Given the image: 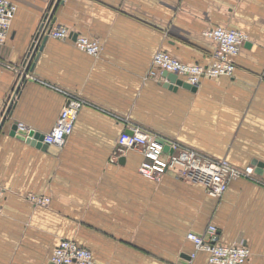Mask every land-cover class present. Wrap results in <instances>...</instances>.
I'll use <instances>...</instances> for the list:
<instances>
[{
	"label": "crops",
	"instance_id": "1",
	"mask_svg": "<svg viewBox=\"0 0 264 264\" xmlns=\"http://www.w3.org/2000/svg\"><path fill=\"white\" fill-rule=\"evenodd\" d=\"M11 1L0 45V122L11 111L0 131V264H54L61 239L89 248L94 264H211L204 251L191 257L187 237L210 224L223 242L249 246L244 264H264V0ZM50 18L71 38H45ZM215 26L248 34L232 76L203 77L192 91L152 73L159 50L210 63L217 42L205 31ZM78 34L98 40L99 55L79 49ZM71 96L85 101L63 146L10 134L14 122L45 134ZM132 125L254 173L219 198L171 170L148 179L141 151L118 144Z\"/></svg>",
	"mask_w": 264,
	"mask_h": 264
},
{
	"label": "built area",
	"instance_id": "2",
	"mask_svg": "<svg viewBox=\"0 0 264 264\" xmlns=\"http://www.w3.org/2000/svg\"><path fill=\"white\" fill-rule=\"evenodd\" d=\"M16 11L17 5L13 1L0 0V45L7 40ZM45 34L59 39L71 38V30L66 26L50 25ZM205 34L217 42L210 63L184 62L166 51L159 50L153 56L152 73L155 75L157 71L166 70L194 85H198L203 77L232 76L237 66L236 57L247 41L248 34L243 30L225 26L211 27ZM73 43L94 56L99 55L102 49L98 40L84 34H78ZM84 101L81 97L69 98L56 124L45 133L44 143L56 146L65 144L74 130ZM118 144L126 149L137 148L141 151L143 160L138 170L144 177L159 181L164 173L171 170L181 179L202 184L213 197H222L232 179L254 173L253 166L237 167L225 157H215L197 148L182 145L140 125H132L129 130L123 131L118 138ZM166 146L170 149L165 150ZM3 196L4 189L0 185V203ZM30 199L39 204L50 201L49 197L37 194L30 195ZM187 237L195 244L191 257L194 258L197 252L204 251L211 264H244L251 256V249L247 244L223 242L214 224L208 226L205 234L189 232ZM51 260L54 264H94L93 252L72 239H61L53 249Z\"/></svg>",
	"mask_w": 264,
	"mask_h": 264
},
{
	"label": "water",
	"instance_id": "3",
	"mask_svg": "<svg viewBox=\"0 0 264 264\" xmlns=\"http://www.w3.org/2000/svg\"><path fill=\"white\" fill-rule=\"evenodd\" d=\"M58 2H59V0H58ZM52 21H53V18H50L47 21V23L43 29L42 34L45 38L48 37V35L45 34V30L47 27H49L51 25L50 23ZM36 47L38 49L41 46L38 45ZM37 49H34V53H32V58H34V55H35ZM163 77H165L167 79L164 83L165 86L170 88V89H177L178 87H184L187 89H191L192 91H195L197 88V85L190 84L189 82L180 78L176 73H173V72H169V71L165 70L163 72ZM23 80H24V77H21L20 82H22ZM20 85H21V83H20ZM18 90H19V85L17 86L15 93H17ZM10 112L11 111L9 109H7L5 115L3 116V119H2L1 124H0V131H1L2 126L5 124L7 117L10 116ZM10 134L15 135L17 138H20L22 140H26L27 142H29L31 144L37 145L38 147L46 148L49 145L47 143H44V136H45L44 133L36 132L34 130H27L25 127L20 126L17 122H14L12 124ZM168 149H170V147L166 146L165 150H168ZM255 163H257V162H255ZM258 166L260 168V169H258V171L262 172L261 167L263 166V163L258 162Z\"/></svg>",
	"mask_w": 264,
	"mask_h": 264
}]
</instances>
